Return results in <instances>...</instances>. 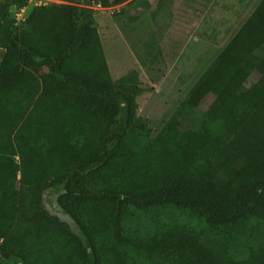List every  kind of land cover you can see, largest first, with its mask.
<instances>
[{
    "label": "trees",
    "instance_id": "obj_1",
    "mask_svg": "<svg viewBox=\"0 0 264 264\" xmlns=\"http://www.w3.org/2000/svg\"><path fill=\"white\" fill-rule=\"evenodd\" d=\"M61 1L0 0V264H264L233 251L264 226V0L155 137L93 0Z\"/></svg>",
    "mask_w": 264,
    "mask_h": 264
},
{
    "label": "rangeland",
    "instance_id": "obj_2",
    "mask_svg": "<svg viewBox=\"0 0 264 264\" xmlns=\"http://www.w3.org/2000/svg\"><path fill=\"white\" fill-rule=\"evenodd\" d=\"M261 1L130 0L105 8L93 0L86 6L95 12L113 80L134 95L138 117L155 137ZM40 2L43 6L67 4L61 0ZM37 3L30 2L22 14L40 6ZM24 195L37 207L61 215L57 191L28 187ZM181 213L174 212L170 219L189 221ZM260 245H264V226L239 239L233 251L244 257L249 247Z\"/></svg>",
    "mask_w": 264,
    "mask_h": 264
},
{
    "label": "built area",
    "instance_id": "obj_3",
    "mask_svg": "<svg viewBox=\"0 0 264 264\" xmlns=\"http://www.w3.org/2000/svg\"><path fill=\"white\" fill-rule=\"evenodd\" d=\"M32 1H33V0H29V3L32 2ZM37 1H38V3H37L36 5H40V6H41L42 2H40V1H42V0H37ZM22 12H24V10L21 11V13H18V14H17V19H18V21L24 20V15L22 14ZM18 17H21V19L18 18Z\"/></svg>",
    "mask_w": 264,
    "mask_h": 264
}]
</instances>
